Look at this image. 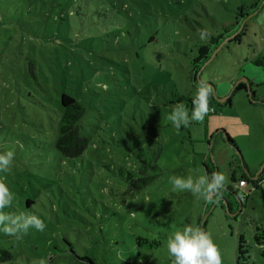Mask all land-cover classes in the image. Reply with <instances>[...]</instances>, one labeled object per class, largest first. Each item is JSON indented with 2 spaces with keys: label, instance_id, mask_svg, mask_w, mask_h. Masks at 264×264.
Masks as SVG:
<instances>
[{
  "label": "rangeland",
  "instance_id": "1",
  "mask_svg": "<svg viewBox=\"0 0 264 264\" xmlns=\"http://www.w3.org/2000/svg\"><path fill=\"white\" fill-rule=\"evenodd\" d=\"M201 30L210 37L202 40ZM261 58L264 0H0V153H15L0 172L14 193L4 211L36 214L46 225L19 239L0 231V256L12 254L0 264H173L167 240L189 224H204L222 264H236L238 236L248 241L264 229V183L229 212L225 200L173 191L170 177L205 175L204 162L226 175L224 188L235 186L233 173L258 175ZM201 82L214 88L215 113L177 130L167 117L180 102L190 110ZM239 83H250L253 102L233 92ZM62 92L85 107L88 139L65 162L55 149ZM226 97L231 105L220 102ZM42 120L52 126L46 137L37 133ZM156 152L157 177L129 192L138 157L152 161ZM138 238L161 244L138 246ZM255 256L248 264H264Z\"/></svg>",
  "mask_w": 264,
  "mask_h": 264
},
{
  "label": "clouds",
  "instance_id": "2",
  "mask_svg": "<svg viewBox=\"0 0 264 264\" xmlns=\"http://www.w3.org/2000/svg\"><path fill=\"white\" fill-rule=\"evenodd\" d=\"M210 35L206 30L200 31L202 40L210 37ZM212 94L213 89L210 84L207 82L199 83L193 108L189 110L184 103H177L167 118L172 121L177 130L182 126H190L193 121H202L209 111L208 100ZM14 155L15 153L11 150L0 153V172L7 171L13 164ZM260 171L261 169L259 173ZM250 178L252 177L250 176ZM226 181L227 177L222 172L195 177L193 175L170 177L173 191H188L193 196L203 198L206 201H211L214 196L218 197ZM13 198L14 193L10 191L4 180L0 179V231L6 235L15 236L17 239L26 234L29 228L43 231L46 225L36 214L23 212L16 214L4 211L6 208H11ZM167 248L171 257L174 258L173 264H222L221 254L212 239V234L204 231L200 226L185 225L182 231H176L169 236ZM39 264H46V261L41 260Z\"/></svg>",
  "mask_w": 264,
  "mask_h": 264
},
{
  "label": "trees",
  "instance_id": "3",
  "mask_svg": "<svg viewBox=\"0 0 264 264\" xmlns=\"http://www.w3.org/2000/svg\"><path fill=\"white\" fill-rule=\"evenodd\" d=\"M240 35L237 34L235 36V40L239 39ZM214 41L216 39L214 38ZM199 59L201 61H206L208 59L206 57L207 52L200 51ZM256 64L263 65L264 60L261 58L255 61ZM192 79H197V72L192 75ZM213 89V94L215 99L216 95ZM234 91H242L245 90L248 93V96L251 98V102L254 100V93L250 91V83H239L233 87ZM60 102L58 114H57V138L55 140V149L57 152L62 156L63 161L65 162L66 159H74L80 157L86 150L88 145V139L82 135L81 128H82V121L86 113L85 107L79 103L74 97L69 95L68 93L62 92L60 95ZM225 103L231 105L230 97L227 98ZM43 108H48L45 102L41 103ZM190 110L193 108V102L189 105ZM209 112L215 113V110L212 106L208 103ZM38 116L44 117L41 113H37ZM49 119L51 118L50 114L48 115ZM46 120H42L37 128V133L39 134L38 137L42 134L46 137L45 132L51 131L52 126L44 127ZM36 132V130H35ZM56 133V131H55ZM226 140L235 146L234 141L232 138L225 133ZM155 157L151 160H146L144 157L139 158V167H138V175L137 179H133V177L129 174L126 175V179L129 182L128 191L133 192L135 190L143 189L146 185H148L151 181H153L157 177L156 170L158 169L157 165L155 164L156 158L158 157V152H156ZM153 162V163H152ZM264 165V164H263ZM243 166L247 167L246 164L243 163ZM204 167L206 169L207 175H211V173L215 172V166H209L207 162H204ZM154 171L155 174H149L150 170ZM235 173L231 178L232 182L234 183V187L223 188L221 193L218 197H213L212 200H225L227 204L228 211L231 212L235 203H239L241 206L246 202L247 197L250 195L251 192L257 190L261 187L264 183V166L263 169L260 171L258 177L256 179L250 178L247 174L242 170L241 175L236 178ZM244 181L245 185L240 186L239 182ZM249 187V190H248ZM204 231V224L200 226ZM138 246H146L148 248H155L158 247L161 242L159 240H147L145 238H138L137 239ZM60 250L59 246L57 247V251ZM56 251L57 254L58 252ZM63 251H61L62 253ZM255 254L260 255L264 258V229L263 227L256 226L254 230V234L250 235V239L247 241L243 235H239L237 239L236 245V264H248L249 258H254ZM12 254L8 251L1 250V261L10 260ZM252 264H254L252 262Z\"/></svg>",
  "mask_w": 264,
  "mask_h": 264
},
{
  "label": "water",
  "instance_id": "4",
  "mask_svg": "<svg viewBox=\"0 0 264 264\" xmlns=\"http://www.w3.org/2000/svg\"><path fill=\"white\" fill-rule=\"evenodd\" d=\"M227 98H228V97L221 99L220 102H225V101L227 100ZM224 135H225V133H224ZM225 136H226V135H225ZM226 141H227V140H226ZM229 144H230V143H229ZM232 146H233V145H232ZM235 148H236V147H235ZM260 169L262 170L263 167H261ZM256 177H257V176H255V177H253V178H256Z\"/></svg>",
  "mask_w": 264,
  "mask_h": 264
},
{
  "label": "built area",
  "instance_id": "5",
  "mask_svg": "<svg viewBox=\"0 0 264 264\" xmlns=\"http://www.w3.org/2000/svg\"><path fill=\"white\" fill-rule=\"evenodd\" d=\"M239 185H240V186L245 185L244 181H240V182H239Z\"/></svg>",
  "mask_w": 264,
  "mask_h": 264
},
{
  "label": "crops",
  "instance_id": "6",
  "mask_svg": "<svg viewBox=\"0 0 264 264\" xmlns=\"http://www.w3.org/2000/svg\"><path fill=\"white\" fill-rule=\"evenodd\" d=\"M245 167V166H244ZM245 168H247V167H245ZM247 175L249 174L250 175V173H249V171H248V168H247V173H246Z\"/></svg>",
  "mask_w": 264,
  "mask_h": 264
}]
</instances>
